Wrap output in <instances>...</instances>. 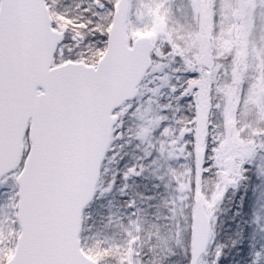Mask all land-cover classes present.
Returning a JSON list of instances; mask_svg holds the SVG:
<instances>
[{"label": "snow or ice", "instance_id": "1", "mask_svg": "<svg viewBox=\"0 0 264 264\" xmlns=\"http://www.w3.org/2000/svg\"><path fill=\"white\" fill-rule=\"evenodd\" d=\"M0 264H264V0H0Z\"/></svg>", "mask_w": 264, "mask_h": 264}]
</instances>
